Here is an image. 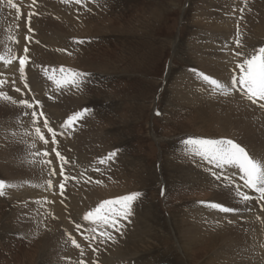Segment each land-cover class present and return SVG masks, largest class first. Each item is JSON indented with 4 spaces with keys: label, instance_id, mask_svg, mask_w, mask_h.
I'll list each match as a JSON object with an SVG mask.
<instances>
[{
    "label": "rangeland",
    "instance_id": "obj_1",
    "mask_svg": "<svg viewBox=\"0 0 264 264\" xmlns=\"http://www.w3.org/2000/svg\"><path fill=\"white\" fill-rule=\"evenodd\" d=\"M28 1L30 3L23 2L24 7L18 0L13 1L20 9L19 16L16 9L7 6L6 0L0 4V13L6 14L5 22L10 13V17L17 18L13 20L15 26L26 30L23 40H26L25 36H31V40L21 45L20 56L25 55L26 46H44L52 57L39 58V61L49 64L48 67L63 66L88 74L81 90L70 88V100L61 98L56 103L66 110L67 113L63 115L66 119L85 108L91 110L77 123L89 145L77 147L64 135L67 130L61 128L56 131L63 132V135H58V143L53 145L51 134L43 127V120L46 117L53 128L55 124L59 127L62 121L49 104L50 96L39 94V89L24 88L30 90L29 98L24 99L26 94L22 93L20 100L33 103V109L38 114L44 113V117H39L37 126L49 141L47 148L40 146L35 163L41 164L40 161L45 159L43 153L47 151V157L55 161L53 166L57 174L52 183L54 191L48 189L42 196L39 195L40 199L47 197L48 200L39 203L37 195L32 197L33 204L36 202L42 208L32 213L31 227L25 232L21 224L25 222L20 220L22 215L19 213L24 208L26 198L20 194L0 196V264H56L57 257L50 261L48 255L51 252H44L45 246L42 244L44 235L50 230L59 232L58 241L64 239L69 242L68 250L73 263L77 264L81 260L84 264H93V261L96 264H111L114 263L109 262L111 253L119 251L128 256L121 258V264H221L228 255L226 251L239 240L230 235L222 240L217 232L221 227L198 228L193 221L204 212L205 207L210 208L212 213L218 211H212L208 204L218 203L215 196L219 188L214 184L219 182L210 175L214 168L199 158L190 157L182 141L189 137L232 140L234 137L231 129L225 131L218 121L226 107L219 105L214 110L212 107L216 101L199 98L194 92L195 85L189 81L195 83L200 80L192 70L212 78L217 76L212 69L215 68L213 43L205 38L208 34L213 40L219 38L220 44L229 45L225 47L226 70L224 75L219 76L221 82L230 80L226 74L230 70L228 65L235 63V52L249 54L253 49L264 46V0H246V3L245 0H228L225 3V0H84L82 4L74 3L67 8L68 20L64 28L51 27L57 31L54 32L53 43H48L36 33L40 27L34 29L31 26L22 8L27 16L28 11L34 13V17L57 20L59 11L53 4L59 2L49 0L51 4H46L43 0L45 3ZM223 18L230 21L227 22V31L215 24L223 22ZM29 27L34 33L28 31ZM237 27L243 42V47L239 49L234 43ZM10 29L13 30L12 27ZM75 40H84L85 43L76 44L73 42ZM29 60L34 62L31 58ZM5 76L6 72H0V80L4 81ZM8 77L10 87L17 85V80L14 81L11 74ZM21 85L24 87L22 81L18 84L22 89ZM35 101H39L42 107L36 105ZM157 111L161 113L160 116L155 114ZM18 112L13 111L10 116H19ZM8 120L3 117L0 123H8ZM23 124L32 127V120H23ZM6 130L11 137L19 135L17 130ZM0 140L1 153L4 138ZM241 146L251 152L246 145ZM53 147L69 162L64 165L65 175L75 177L66 182L63 195L59 189L63 177L59 175L60 163L56 154L51 152ZM41 150L44 152L41 153ZM114 150L117 151L114 161L103 165L98 163ZM0 156L2 158L4 155ZM94 168L99 171H94ZM34 170L36 183L46 178L43 170ZM189 175L195 177L193 182ZM0 180L18 186L22 184L21 176L13 179L2 167ZM95 181H102V184ZM137 191L143 195L134 204L129 220L121 221L122 234L112 232L115 243L107 241L102 244V237L98 235L95 241L84 239L91 225L83 221L80 211H73L76 198L80 200L75 202H85L95 207L103 200ZM247 192L251 193L250 190ZM256 195L251 196L255 199ZM236 204V207L230 208L238 209L237 213L220 212V216L228 214L233 219L239 217L238 213L244 209L239 208V202ZM88 206L85 209H89ZM261 208L262 204L258 203L257 210L262 220ZM242 220L240 217L239 222ZM77 223L81 224L79 230L75 227ZM239 228L241 225L234 232ZM187 229L191 232L192 242L188 239ZM179 232L184 234L183 238ZM69 237L78 240L80 249L72 245ZM93 248L99 251L94 252ZM60 249L57 246L55 251ZM260 254L263 257L262 252ZM218 255L220 259H216Z\"/></svg>",
    "mask_w": 264,
    "mask_h": 264
},
{
    "label": "bare ground",
    "instance_id": "obj_2",
    "mask_svg": "<svg viewBox=\"0 0 264 264\" xmlns=\"http://www.w3.org/2000/svg\"><path fill=\"white\" fill-rule=\"evenodd\" d=\"M18 1L21 3L23 7H24V3H30L28 0H18ZM40 1L42 0H35V2H40ZM43 1H45L46 4H51L50 2H48L49 0H43ZM56 1L59 3L57 4ZM56 1H55L56 5L53 4V6L59 11L58 12L59 14H57L59 16L57 20H54L53 18H47V17L46 18L34 17L33 16L34 14L30 17L31 26L34 27V29H36L37 26H39L40 28L36 31V33H38V35L41 38H45V40L48 43L54 42L53 41L55 40L54 34L57 33V31H55L54 29H51V27L54 28L55 26H57L59 28H64L65 22H67L68 20L66 13L69 10H67V8L69 6L71 8V6L74 5V2L72 3L62 2V0H56ZM223 2L224 3L228 2V0H225ZM7 11L8 9L6 10V12ZM25 12L26 11H24V8H22L23 15L29 18V16L24 14ZM27 13L29 12L27 11ZM4 15L6 14L0 13V54H2V56H5L6 58L10 57L11 55H15L19 57L20 56L19 54L22 52L20 50L21 45L25 42L26 43L28 42V40H23V36H24L23 32L26 30L22 28L21 26H18V27L15 26L14 21L17 18H14V16L10 17L11 13L9 14L10 15L8 16L9 19H7L6 22L4 21ZM222 15H223V12H222ZM227 22L230 23L229 19L223 18V22L219 21V22H216L215 24L217 25V27L224 29V31H227L228 29ZM4 26H8V27L6 29H2ZM11 27L13 28V30L10 29ZM7 29L8 30L10 29V30L6 31ZM42 29H45V31ZM258 31H259V28H258ZM31 33H34V31ZM10 35L15 36V40L18 42H13L12 40H9L8 37ZM205 38L206 40L212 41L213 43L212 56H214L215 59H212V60L215 61L213 64L216 69L215 68H212V69L214 70V73L217 74V76H215L214 78L216 79L218 78L219 80V76L225 74L226 69H224L225 67L224 61H227L225 60L227 58L226 53H225L226 51L225 47L229 45L224 44V43L220 44L221 40L219 38L213 40V38L209 34L206 35ZM27 47L29 48V52H30L27 54V56L34 61V62L31 61L28 65H26V68H25V72L27 76V83L29 85V88L27 89H30V90L39 89L40 91L39 94L43 93V94L49 95L51 97V100L49 102L50 106L56 110V114L58 118L60 119V121L63 122L64 120H66V118L63 117V115L66 114L67 112L66 110L64 111L62 108H60L56 102L58 101V99L59 100H62V99L70 100L71 99V89L65 88L60 91H56L54 89V85L52 84V82L43 75V69H48L49 74H51V70L54 69V68L48 67L49 64L39 61V58H47V59L49 58L50 59L52 57V53H49L48 49H46L44 46H38L37 48L31 45ZM8 49H11V51L9 52ZM233 65L232 66L228 65V68L232 70ZM18 69H19L18 60L14 61L10 65H4V63L0 61V72H6V76L4 79L5 83L3 84V86H0V91L5 92L7 95L16 99L17 101L21 99L22 93L26 94L24 99H28L29 98L28 92H30V90L24 89L22 85L21 86L23 87L22 88L23 90L18 86V84L21 82L20 73ZM56 69L58 68L56 67ZM230 70H228V73L226 74L229 78H230V75L232 74V71ZM8 74L12 75V77L14 78V81L17 80L16 81L17 85H13V86L19 88L21 90L20 92L14 91L13 86L12 87L9 86L8 83H10L11 80L9 79ZM189 82L195 85L194 92L197 94L199 98L201 97L204 99L206 98L205 100L208 102L216 101V105L212 107L214 110H217L219 108V105H223L226 107L224 114H222L220 120L218 121H219V124L225 128L224 129L225 131L226 130L229 131V129H231L230 132L232 136L234 137L235 142L237 141L241 145L243 144V145H246L248 148H250L251 149L250 150L251 152H249L250 154L257 156V157H264V110H261L257 105L254 106L250 102H247L245 99H243L240 96L239 92H233L232 94H235L233 96L229 95L225 97L223 95L218 94L216 95L217 97H215V94L212 95L210 94L209 91H205V86L203 85L201 80L195 83L191 81ZM5 85H8V86L5 87ZM191 95H192V90H190V93H189L190 97ZM217 102H220L223 104H218ZM18 110H19L18 112L19 116H12V117L10 116L13 111H18ZM30 110L32 109L28 110L27 108H23V107H16V106H12L7 103H0V119L3 117H5L6 119H9L8 123H5L4 121L0 123V128H1L0 138H4L3 148L0 153V154H3L4 156L2 158L0 156V159H1L0 162H2V166L0 167H2V169L4 170H7L8 175H11L13 179H15L18 176L19 177L21 176L22 184L16 188L6 189V194L8 195H15V194L19 195L20 194V195H23L24 198H26L25 205L23 206L24 208H22V211H20L19 213L22 215V218H20V220L25 222V223H21L23 226L22 231L24 232L25 230L31 227L32 213L36 209L40 210L42 208V206H39L38 203L36 202L35 204H33L32 197L37 195L38 199L40 200L39 203H43V200H48L47 197L40 199L39 195L44 194L46 190L48 189L51 191L52 190L54 191V186H53V189L52 187L48 188L46 181H48V177H50L48 175L49 169L54 168L56 171V168L53 166V162L55 161H52V159L48 157H45V159L52 161V164L49 165L48 168L45 165L35 163L38 159L37 153L39 151L40 146L41 145L46 146V144H44L42 141L34 137V134H33L34 132L32 131V127L30 125L24 126L23 124V120L27 122H30L32 120V117L30 115L31 113ZM38 120H39V117H38ZM54 128L55 130L60 129V127H57L56 124L54 125ZM74 128H75L74 131L72 129H68L66 131V134H64L67 136L68 140L71 143H76L77 147L78 146L83 147L85 146V144H88L86 139L84 138L82 129L77 124H76V127L74 126ZM6 129L8 130L10 129L12 132H15V130H17L19 131L18 132L19 135L17 137H13V136L11 137L9 133H7ZM25 133H28V135H25ZM30 145H35V147H29ZM16 150H18V152H15ZM42 152H44V150H41V153ZM33 153H35V155H33ZM76 156L79 158V160H82L79 154H76ZM31 164H33V166ZM208 165L211 168H214L213 165H210V164ZM34 169H36V171H39V172L43 170L46 175V178L42 179L40 183H36L37 175L34 172L35 171ZM214 171L220 172L221 170L214 168ZM235 171L236 170L234 169L225 168L223 172L221 173V175L223 176V174H226V173H234ZM189 176H190L189 178L191 179V182H193L195 177L193 178L192 175H189ZM50 179L52 180V183L55 182L54 177H50ZM218 182L219 184L221 183V181H218ZM235 182L236 184H239V185H242L243 183L242 181H239L238 179H236ZM242 190L247 192L248 189H242ZM247 193L250 196L253 194H256L252 191L251 193L249 192ZM215 197H216L215 199L216 202L224 206L226 205V207H236L237 205L236 202L238 201V198L229 194V192L225 190L223 187H220L217 190V194ZM76 200H80V198H76L73 201L74 202L73 204L76 207L73 209L74 212L78 213L80 211L81 214L84 215L87 211L94 208L90 206V204H86L85 202H82V203L75 202ZM225 202L227 204H224ZM260 203L264 205V202H260ZM87 205H89L88 206L89 209H85ZM257 206H258V203L253 198L251 201L248 202L247 206H245V204L239 203V208L240 209L242 208L244 210L238 213L240 216L237 218L234 217L233 219L232 218L233 216H230L228 214H223L222 216H220V212L216 211L215 213H212L211 209L206 208V207L203 208V210L204 209L205 210L201 215H199V217L197 216L193 218L194 219L193 221L197 223L198 228L211 227L215 229V228L221 227L219 230H217V232H219L218 235L219 237H222V240L225 239L228 235L237 237V239L239 240L238 243H234L233 248H229L226 251L228 255H225L224 260L221 261V264H264V256H263V250H262L264 248H261L259 246L260 244L264 243V208H261L262 209V220H261L260 213L257 210ZM19 214L17 216H19ZM240 217L243 219L241 222H244V223L239 222ZM226 219L228 221L229 220H233V221L232 223H228ZM238 225L239 226L241 225V228H239L237 232H234V230L238 228ZM17 228L19 229V227ZM17 228L16 230H18ZM189 230L191 231V228H189ZM189 230L187 229V231L186 230L185 231L187 232L189 236L188 239H190L192 242V237L190 235L191 232ZM181 232H179V236L181 235L180 234ZM57 235H59V232L57 233L56 231L54 232L51 230L49 231V233L44 235L42 244H43V247L45 246L44 252H48V253L51 252V255L50 254L48 255L50 257V261L54 260L55 257H57L56 264H77L76 262L73 263L74 259L71 257V252L68 250L69 248L67 246L69 245V242H66L64 239H60L58 241ZM181 237L183 238L184 234H182ZM57 246L61 247L59 251L58 250L55 251L57 249ZM43 247L41 248L42 252L44 250ZM260 252H262L263 257H261ZM111 257L112 259L109 262H114L111 264H121L123 262H121L120 260L125 259V257H128V256H126V254H123V253L120 254V251H119L118 253H115V252L111 253L110 258ZM218 258L220 259L219 255L217 256L216 259ZM53 264L55 263L53 262Z\"/></svg>",
    "mask_w": 264,
    "mask_h": 264
},
{
    "label": "snow or ice",
    "instance_id": "obj_3",
    "mask_svg": "<svg viewBox=\"0 0 264 264\" xmlns=\"http://www.w3.org/2000/svg\"><path fill=\"white\" fill-rule=\"evenodd\" d=\"M62 2L77 3L82 4L84 0H62ZM5 0H0V4H4ZM7 6L11 9H16L17 16L20 14V9L13 2V0H6ZM35 3V0H33ZM246 3V0H245ZM243 11V9H241ZM34 13L29 12V23L30 17ZM18 27V25H17ZM29 32H33L31 27L28 28ZM9 40L13 42H18L15 40V36L10 35ZM26 40H31V37L25 36ZM76 44L85 43L84 40H75L73 41ZM234 43L236 47L242 48L243 42L241 38V32L239 27H237L236 36L234 38ZM10 52L11 49H8ZM29 48L26 46L24 48L25 55L15 56L11 55L10 57H5L0 55V61L4 65H10L14 61L19 62V73L20 80L24 83V88H29L27 83V76L25 72L26 65L30 63L27 53ZM63 51V50H59ZM235 63L228 82H221L218 79L212 78L209 75L204 73L192 70L195 72V75L200 78L203 85L205 86V91H209L210 94H216L217 92L220 95L225 97L231 95L233 92H239L240 96L249 101L252 105H257L261 110H264V46L253 49L249 54L243 52H235ZM43 75L52 82L54 89L60 91L65 88H75L78 91L81 90V86L86 82L87 75L86 73L73 70L67 67H59L58 69L54 68L49 74L48 69H43ZM5 81L0 80V86H3ZM13 90L20 92L21 90L13 86ZM51 99V97H49ZM0 103H7L16 107H23L27 109H33V103L28 102L27 100H19L10 97L5 92L0 91ZM36 105H40L39 101H35ZM42 107V105H40ZM91 110L85 108L81 111H77L67 117L66 120L62 122L59 126L63 130L72 129L75 130L74 125H76L80 120H82L86 115H89ZM157 116H160L161 113L157 111L155 113ZM32 117V126L34 129V137L42 141L44 144H48L49 141L45 138L44 133L41 131V128L38 125V117H44V113L40 112L39 114L33 109L30 113ZM43 127L47 129V132L51 134V143L56 145L58 143V135H63V132H57L52 126H50V121L45 117L43 120ZM28 135V133H25ZM185 146L186 153L190 157L199 158L201 162H207V164L213 165L215 169H220V172L210 171V175L214 177L215 181H221L220 184H214V187L220 188L223 187L229 192V194L238 198L239 203L248 205V202L253 199L246 191L242 189H248L256 193L255 200L257 203L264 202V157H257L249 153L245 147L236 143L232 139H205L197 137H189L182 141ZM29 147H35V145H30ZM51 152L56 154V158L60 163V172L59 175L63 177L59 183L60 194L63 195L66 182L70 179H75V177H70L65 175L64 165L68 164V160L57 150L56 147L51 149ZM35 155V153H33ZM49 152L45 151L43 153L44 157H47ZM117 156V151L114 150L109 152L105 157L101 158L99 164H107L110 161H114V158ZM42 165L49 166L52 164L51 160L42 159L40 161ZM225 168L236 170L234 173H226L221 175ZM94 171H99L98 168H94ZM57 173L54 168H50L48 175L54 177ZM84 175V173H81ZM235 177V179H234ZM238 179L242 181V185L236 184L235 180ZM89 182V181H85ZM97 184H102V181H95ZM48 188L53 186L52 180L49 179L46 181ZM18 185L6 183L3 180H0V196L6 194V189L16 188ZM163 190L161 195H163ZM143 193L141 192H132L125 194L113 199H106L101 201L97 206L87 211L82 219L85 222H89L91 225L89 232L84 236L85 240H96V236L102 237L100 243H105L111 241L115 243V237L112 235V232H121L123 224L121 221H128L129 218L133 215V206L134 204L142 197ZM203 203V202H202ZM212 209H216L221 213H237L239 210L222 206L219 203H210L208 204ZM264 208V205H262ZM259 219V217H258ZM229 223H232L229 220ZM76 229L81 228V224L77 223L75 225ZM111 229L112 231H108ZM122 234V232H121ZM71 243L74 247L80 249V244L77 241L69 237ZM261 248H264V243L259 245ZM91 247V244H89ZM93 251H99V249L93 248ZM81 254L83 255V250L81 249ZM80 264H84V261H80ZM93 264H96V261H93Z\"/></svg>",
    "mask_w": 264,
    "mask_h": 264
},
{
    "label": "crops",
    "instance_id": "obj_4",
    "mask_svg": "<svg viewBox=\"0 0 264 264\" xmlns=\"http://www.w3.org/2000/svg\"><path fill=\"white\" fill-rule=\"evenodd\" d=\"M32 131L34 132L33 126H32Z\"/></svg>",
    "mask_w": 264,
    "mask_h": 264
}]
</instances>
